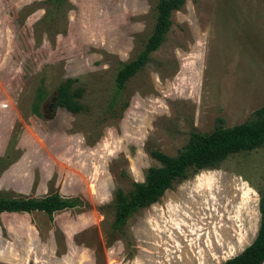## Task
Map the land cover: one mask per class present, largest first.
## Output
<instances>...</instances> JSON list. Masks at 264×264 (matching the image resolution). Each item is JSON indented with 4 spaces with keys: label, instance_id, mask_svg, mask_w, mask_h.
I'll return each instance as SVG.
<instances>
[{
    "label": "rangeland",
    "instance_id": "rangeland-1",
    "mask_svg": "<svg viewBox=\"0 0 264 264\" xmlns=\"http://www.w3.org/2000/svg\"><path fill=\"white\" fill-rule=\"evenodd\" d=\"M156 1L66 0L56 13L49 0H0V195L83 203L52 222L0 214V264H223L256 237L264 147L174 184L111 231L115 191L158 166L150 150L174 156L192 128L232 127L264 105V0H185L108 113L116 70L142 49ZM69 79L83 89L78 115L50 107Z\"/></svg>",
    "mask_w": 264,
    "mask_h": 264
},
{
    "label": "trees",
    "instance_id": "trees-1",
    "mask_svg": "<svg viewBox=\"0 0 264 264\" xmlns=\"http://www.w3.org/2000/svg\"><path fill=\"white\" fill-rule=\"evenodd\" d=\"M58 12L67 5L66 0H49ZM185 0H157L154 6V25L142 49L127 63L119 64L111 98L106 111L113 114L120 105L121 95L128 81L138 74L149 62L150 55L165 42L171 26V15L179 10ZM75 80H66L56 89L50 104L51 109L62 108L78 115L85 112L81 102L83 89L73 88ZM44 93L37 90L34 102L42 100ZM124 102L122 110L127 106ZM37 115V108L33 106ZM110 114V115H111ZM264 147V105L251 113L241 124L225 127L222 119L216 120L215 127L206 133L192 128L189 139L176 155L170 156L159 150H150V156L158 162V166L150 167L144 174L143 182H132V189L126 193L121 189L113 196L114 216L111 223L112 233H123L127 221L137 212L158 202L167 190L197 173L216 169L229 156L249 152ZM260 214L256 237L238 255L226 260L223 264H264V191H258ZM82 201L77 198H65L58 192L44 197L33 198L21 195H0V214L3 213H44L49 221L54 214L81 208Z\"/></svg>",
    "mask_w": 264,
    "mask_h": 264
},
{
    "label": "crops",
    "instance_id": "crops-1",
    "mask_svg": "<svg viewBox=\"0 0 264 264\" xmlns=\"http://www.w3.org/2000/svg\"><path fill=\"white\" fill-rule=\"evenodd\" d=\"M244 11V9H242L241 8V10H240V12H243ZM252 12V11H251ZM237 54V53H236ZM237 57H238V59H239V55L237 54L236 55V57H234L233 59H237ZM238 63V60L236 61V60H232L231 62H230V64H231V66L232 65H236Z\"/></svg>",
    "mask_w": 264,
    "mask_h": 264
},
{
    "label": "water",
    "instance_id": "water-1",
    "mask_svg": "<svg viewBox=\"0 0 264 264\" xmlns=\"http://www.w3.org/2000/svg\"><path fill=\"white\" fill-rule=\"evenodd\" d=\"M143 181H144V180H143ZM143 181H142V182H143ZM240 253H241V252H240ZM237 255H238V254H237Z\"/></svg>",
    "mask_w": 264,
    "mask_h": 264
}]
</instances>
